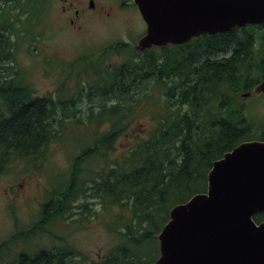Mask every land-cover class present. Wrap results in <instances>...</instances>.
Segmentation results:
<instances>
[{"label": "trees", "instance_id": "16d2710c", "mask_svg": "<svg viewBox=\"0 0 264 264\" xmlns=\"http://www.w3.org/2000/svg\"><path fill=\"white\" fill-rule=\"evenodd\" d=\"M29 2H0V174L13 158L42 166L48 146L60 142L69 127L87 128L101 118L92 141L72 157L68 173L44 192L39 221L0 243V264H72L75 255L82 257L63 238L61 246L33 253L12 247L46 233L47 226L81 222L88 199L107 214L117 208L110 231L121 243L104 260L87 264L151 263L158 256L155 236L171 207L205 192L213 161L263 135L264 126L261 136H253L257 129L241 94L264 77V24L142 52L125 42L111 44L78 58L73 95L62 86L56 98L37 97L15 61L24 37L15 28ZM83 100L85 115L74 105ZM120 138H126L122 149ZM253 220L264 222V213ZM148 242L156 246L154 256L134 252L132 247Z\"/></svg>", "mask_w": 264, "mask_h": 264}, {"label": "rangeland", "instance_id": "374dc122", "mask_svg": "<svg viewBox=\"0 0 264 264\" xmlns=\"http://www.w3.org/2000/svg\"><path fill=\"white\" fill-rule=\"evenodd\" d=\"M119 1L122 0H94L102 14L92 12L87 20L80 23V29L65 24L59 18V0H47L45 4L39 0L29 2L28 11L34 7L33 13L26 18L29 12H22L18 17L22 23L15 28L16 35L24 36L19 40L21 44L18 45L15 61L20 69L18 73L21 78L27 77L35 96L50 94L56 98L58 90H63L62 86L64 92L73 95L78 86L74 75L79 69L76 61L80 56L119 42L131 47L137 43L144 34L145 24L137 10L122 9ZM28 21H33V24ZM71 63H74L73 69H67L66 66ZM58 97L62 101L69 100L67 95L59 94ZM244 104L257 129L253 136H261L258 132L264 126V95L247 99ZM74 105L83 111V115L86 114V100ZM93 111H97L96 108ZM100 118L92 119L87 128L69 127L60 142L48 146L46 158L38 168L29 165L24 158L11 159L0 174V243L15 231L26 230L39 221V203L45 200L44 192L49 191L52 182H58L57 179H63L62 175L68 173L72 157L92 141L95 121ZM125 142L126 138H120L117 148L122 149ZM86 202L81 222L68 227L60 222L47 226L45 230L48 234H38L29 241H18L12 248L20 253H33L39 247L61 246L63 241L59 238H63L64 242L82 254V257L75 255L72 264L104 260L107 253L121 243V239L110 231L116 226L115 217L119 211L114 208L116 212L113 210L107 214L97 201L88 199ZM75 218L80 220V216ZM132 248L137 255L146 256L147 259L156 252L153 242ZM11 258L8 256L7 260Z\"/></svg>", "mask_w": 264, "mask_h": 264}, {"label": "water", "instance_id": "95a60500", "mask_svg": "<svg viewBox=\"0 0 264 264\" xmlns=\"http://www.w3.org/2000/svg\"><path fill=\"white\" fill-rule=\"evenodd\" d=\"M145 32L133 46L187 44L201 35L264 24V0H133ZM264 95V77L241 94ZM264 141L242 142L213 161L206 190L171 207L149 264H264Z\"/></svg>", "mask_w": 264, "mask_h": 264}, {"label": "flooded vegetation", "instance_id": "af4514ba", "mask_svg": "<svg viewBox=\"0 0 264 264\" xmlns=\"http://www.w3.org/2000/svg\"><path fill=\"white\" fill-rule=\"evenodd\" d=\"M1 1L2 0H0V2ZM45 1L47 0H39V2L42 4H45ZM59 2L60 3L57 9L59 18H61L65 24L76 27L77 29L81 28L80 23L87 20L92 12L96 11L97 13L102 14L100 10L101 8H96L94 0H59ZM119 6L122 9L130 8L134 9L135 11L137 10L138 12L133 0L119 1ZM256 26L260 25H254L253 27L257 28ZM257 140L264 141V132L262 137L258 138Z\"/></svg>", "mask_w": 264, "mask_h": 264}]
</instances>
